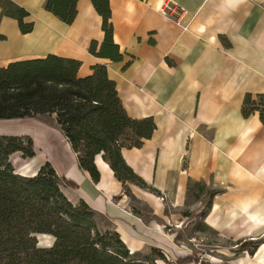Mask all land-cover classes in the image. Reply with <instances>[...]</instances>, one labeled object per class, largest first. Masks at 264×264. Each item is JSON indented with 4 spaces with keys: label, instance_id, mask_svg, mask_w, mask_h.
<instances>
[{
    "label": "crops",
    "instance_id": "0c3cea01",
    "mask_svg": "<svg viewBox=\"0 0 264 264\" xmlns=\"http://www.w3.org/2000/svg\"><path fill=\"white\" fill-rule=\"evenodd\" d=\"M11 1L33 26L23 34L16 19L0 18V68L48 54L79 60L78 77L103 65L126 114L153 123L138 146L120 149L149 189L118 180L103 153L94 157V181L62 131L33 118L23 119L31 129L10 134L33 138L35 155L18 174L30 176L48 161L74 184L64 187L72 202L84 201L105 221L96 222L98 228L117 232L132 253L156 248L174 254L178 237L169 221L201 204L199 191H215L201 219L220 239L236 244L264 237V120L259 110L247 117L241 112L247 94L264 102V0H172L186 11L178 23L160 12L164 0H109L118 61L89 53L92 41L98 50L104 39L91 0H77L70 24L46 10V0ZM190 195L196 201L189 202ZM133 201L147 206L152 218ZM40 236L49 238L43 247L53 244L52 236ZM234 249H226L225 264H264V243L252 255Z\"/></svg>",
    "mask_w": 264,
    "mask_h": 264
},
{
    "label": "trees",
    "instance_id": "16d2710c",
    "mask_svg": "<svg viewBox=\"0 0 264 264\" xmlns=\"http://www.w3.org/2000/svg\"><path fill=\"white\" fill-rule=\"evenodd\" d=\"M109 0H91L101 16L104 39L92 41L89 53L118 61L119 47L113 43ZM77 0H46L45 9L70 24L76 16ZM2 16L17 20L21 33L32 30L25 23L28 12L11 0H0ZM4 36L0 35V40ZM226 43V42H225ZM79 60L48 54L42 58L14 61L0 68V121L54 115L55 123L76 153L80 168L98 181L94 157L103 153L116 178L148 188L125 164L120 149L123 145L140 144L153 130L150 118H130L121 105L115 82L103 65L92 66V74L78 77ZM251 95L244 97L242 115L259 110L264 120V102ZM126 132L133 138L119 141ZM35 155L29 136H0V264H159L166 256L151 248L154 258L132 253L113 230L101 231L94 223L93 210L82 200L72 202L64 191L74 185L60 178L46 161L30 176L16 173L10 156ZM149 189V188H148ZM215 191H210L213 195ZM159 195V194H158ZM207 206L206 209H208ZM202 217L205 212H202ZM37 235H50V247H39ZM260 241V240H259ZM255 243L252 255L261 243ZM247 242V241H246ZM246 242L241 243L242 248Z\"/></svg>",
    "mask_w": 264,
    "mask_h": 264
},
{
    "label": "rangeland",
    "instance_id": "374dc122",
    "mask_svg": "<svg viewBox=\"0 0 264 264\" xmlns=\"http://www.w3.org/2000/svg\"><path fill=\"white\" fill-rule=\"evenodd\" d=\"M40 120L42 123L47 124L51 128L57 130L58 126L56 125L54 119L50 115H43L37 118H33ZM32 122H24L21 120H3L0 121V136L5 134H18V132L22 129H31ZM2 127V128H1ZM22 134V133H21ZM133 135L128 132H124V134L120 137L119 141L129 142L133 137ZM31 137V136H30ZM32 138V137H31ZM33 139V138H32ZM40 160L41 156H37ZM12 163L14 165L16 173H26L28 169L27 159L22 158L18 153L11 156ZM29 174H35V168L29 171ZM203 193L202 202L198 204L196 207L191 209L185 208L182 210V218L179 217L178 220L169 221L168 229L171 232H174L178 240H176V251L174 254L166 257V262L157 260L159 264H194L201 260V264H210L209 262H220L221 264H225V255L224 253H228L230 247H234L236 254L241 253L242 251L252 252L255 248V243L259 240H249L245 244L246 246L242 248L240 241L236 244H232L228 241L220 239L216 232H213L209 228L204 227L202 223V211H204L208 206V194L209 192H201ZM193 195H190L189 202L196 201ZM137 208L140 209L142 215H144L145 219L152 218V214L150 209L147 206L140 204V202L133 201ZM169 212L168 207L166 206V213ZM94 223L101 227L106 225L105 221L100 216H94ZM182 219V220H180ZM96 224V225H97ZM98 227V226H97ZM38 246L43 247L49 245V238L38 236L37 237ZM260 241H264V237L260 239ZM259 241V242H260ZM149 256L154 258L155 256L151 254L150 250L146 253H142L140 257Z\"/></svg>",
    "mask_w": 264,
    "mask_h": 264
},
{
    "label": "built area",
    "instance_id": "2783aa9c",
    "mask_svg": "<svg viewBox=\"0 0 264 264\" xmlns=\"http://www.w3.org/2000/svg\"><path fill=\"white\" fill-rule=\"evenodd\" d=\"M160 12L166 17L176 16V22L178 23L186 11L182 6L176 4L172 0H164L160 7ZM161 199L164 200L163 197H161ZM201 263V260H198V262L194 264Z\"/></svg>",
    "mask_w": 264,
    "mask_h": 264
},
{
    "label": "bare ground",
    "instance_id": "6f19581e",
    "mask_svg": "<svg viewBox=\"0 0 264 264\" xmlns=\"http://www.w3.org/2000/svg\"><path fill=\"white\" fill-rule=\"evenodd\" d=\"M2 128V127H1Z\"/></svg>",
    "mask_w": 264,
    "mask_h": 264
}]
</instances>
